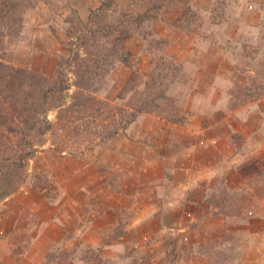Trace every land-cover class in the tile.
<instances>
[{"label":"rangeland","instance_id":"374dc122","mask_svg":"<svg viewBox=\"0 0 264 264\" xmlns=\"http://www.w3.org/2000/svg\"><path fill=\"white\" fill-rule=\"evenodd\" d=\"M116 1L88 39L116 53L96 67L92 55L80 80L112 107L151 110L109 136L113 114L80 109L76 128L49 111L24 183L0 202V264H264V88L237 92L264 86V0ZM98 6L39 0L16 37L2 36L0 59L54 77ZM198 128L228 133L220 166Z\"/></svg>","mask_w":264,"mask_h":264},{"label":"trees","instance_id":"16d2710c","mask_svg":"<svg viewBox=\"0 0 264 264\" xmlns=\"http://www.w3.org/2000/svg\"><path fill=\"white\" fill-rule=\"evenodd\" d=\"M38 1L0 0V40L4 35L15 37L18 35L25 10ZM117 7L116 0H99V6L90 11L86 22H77L78 26H83L78 30L85 32L79 36L82 42L69 48L68 58L58 60L54 77L14 66L0 59V202L18 191L24 183L29 159L36 151L34 141L36 138H42L40 142L42 143L43 137L52 127V122L48 118L50 110L63 109V113H59L58 118L71 115L68 123L74 122L75 125L77 124L76 128L79 127L78 125L82 126V123L79 124V117H74V112L80 109L84 111L92 107L89 113L96 119L101 118L104 111L113 114L119 118L118 127L110 129L108 136L133 122L138 113L151 110L150 100L132 104L129 110L123 107H112L95 97L93 90L80 80V76L89 75V71L91 72L92 55H95L93 63L96 67L101 61L116 53L112 50L113 53L110 52L112 54L108 52L100 54L98 51L102 50V47L96 50L99 46L90 51L88 39L95 41L96 34L92 26L106 22L111 18L109 11H115ZM120 32L124 34V31L120 30ZM109 34L111 33L108 32L106 35ZM114 45L116 50L122 46L117 42ZM66 65L74 66L72 72L77 77L75 83L69 82ZM72 85L75 86L71 96L73 100L66 106V96ZM253 86L254 89L240 87L237 92L240 96L244 94L252 98L253 93H257L256 89L264 88L259 84Z\"/></svg>","mask_w":264,"mask_h":264},{"label":"crops","instance_id":"0c3cea01","mask_svg":"<svg viewBox=\"0 0 264 264\" xmlns=\"http://www.w3.org/2000/svg\"><path fill=\"white\" fill-rule=\"evenodd\" d=\"M194 132L196 133V134H202L203 136L204 135H206V134H208V133H210L209 135L210 136H207L206 138H205V136L204 137H202L201 139H199L200 141H203L204 140V138H205V144H206V152L207 153H209L210 154V156H211V160H212V162L210 163V166H211V168H214V167H216V166H220L221 165V163L219 162V159H218V156L223 152V153H227V152H229L230 151V145H229V143H228V141H227V135H228V133H226V132H224V129H222V130H219V129H204V130H200V128H198V129H195L194 130ZM162 147H163V145H162ZM176 153V152H175ZM179 153H180V151H179ZM190 152H188V154H189ZM192 154L190 155L191 157H192V161H196V162H198L199 161V159H198V157L196 156V154H197V146H195V151H192L191 152ZM181 154H184V153H182L181 152ZM188 154H184V155H188ZM180 154H176V155H174L172 158L174 159V163L177 161V157L179 156ZM167 156H165V158H166ZM149 161H154V160H149ZM164 163L163 164H165V161H166V159H164V160H162ZM157 162H159V160L157 161ZM160 163V162H159ZM178 166V165H177ZM205 166L204 165H201L199 168L197 167V170H196V172H198V173H201V169L202 170H205ZM193 169V167H191V170ZM159 197L160 198H163V196L160 194L159 195ZM37 200H39V201H41V202H47V200H45V197L41 194V193H37ZM38 208V207H37ZM34 211H37V209H36V207H34V208H32ZM151 209V208H150ZM162 209H164L163 207H158L157 208V210L158 211H162ZM153 211H155L156 210V208H154V209H152ZM49 225H52V224H54L53 222H49L48 223Z\"/></svg>","mask_w":264,"mask_h":264}]
</instances>
